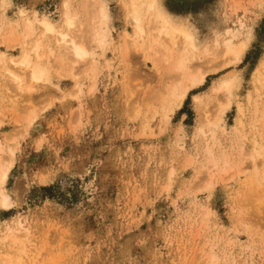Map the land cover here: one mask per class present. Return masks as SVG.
Here are the masks:
<instances>
[{
    "label": "rangeland",
    "instance_id": "374dc122",
    "mask_svg": "<svg viewBox=\"0 0 264 264\" xmlns=\"http://www.w3.org/2000/svg\"><path fill=\"white\" fill-rule=\"evenodd\" d=\"M0 3V52L15 58L26 19L63 25L62 0ZM71 3L73 31L93 55L76 62L45 34L48 76L28 79L31 92H12L0 62V159L13 160L0 264H264V0H157L197 39L190 67L207 72L179 108L167 92L182 88V74L133 47L127 0ZM101 4L105 45L93 41L88 14ZM33 28V39L43 34ZM228 28L247 42L229 65L211 60ZM231 78L224 107L215 87ZM10 228L26 239L11 242Z\"/></svg>",
    "mask_w": 264,
    "mask_h": 264
},
{
    "label": "bare ground",
    "instance_id": "6f19581e",
    "mask_svg": "<svg viewBox=\"0 0 264 264\" xmlns=\"http://www.w3.org/2000/svg\"><path fill=\"white\" fill-rule=\"evenodd\" d=\"M4 1L5 0H2V3H4ZM127 4L129 9V15L134 25V31H135L134 33L135 35L133 38V47L144 56H146V53L148 52L149 48L155 50L156 51L155 54H157L155 55L157 56L156 60L160 64V66L161 65L164 66V63H169L170 65V62L172 61L171 62L172 69L174 71L181 72L182 74L181 82L183 83L182 88L178 89L176 88L177 86L175 87L174 85L167 92V96L170 101V104L173 103L174 107L179 108L181 103L185 100L188 91L191 88L193 89L195 86L202 84L206 78L207 72L201 71L200 68L192 69L190 67V61L192 57H194L192 56V53H195L199 50V47L196 43L197 39H195L191 30H189L186 26H184L180 22H176L157 3V0H127ZM237 4L238 3L234 1L232 3V7L237 6ZM61 6H62V21L61 20L60 21L63 23V25L58 24V22H56V19H53L48 15L39 16L35 14L34 19H26L24 25L27 29L26 28L24 29H26L28 32L26 33V35L19 36L16 39L17 43L22 45L23 48V52L21 53L22 55L20 58H15L14 55L11 54L7 55L5 52H0V62L4 64V68L1 69L2 71L1 76L4 79L2 80L6 85L9 86V88H12V92L13 90L16 89L23 91L25 90V87L27 91L31 92L34 86L33 84H29L28 79H30V82L33 83L43 80L45 77L48 76V68L46 66L47 57L48 54L50 55L51 53H53V50H52V46L50 45L47 46V43L44 40L45 34L53 35L52 38L55 40L56 44L66 49L67 52L71 53L72 56L76 59V62L80 60H84L90 55H93V51L91 52L87 48V45L84 42V40L80 39L79 35H77L75 31H73L74 26H76L77 15L79 14L78 13L76 14L74 12L75 9L72 6L71 0H62ZM95 6L96 5H94L93 10L88 11L91 20V21L89 20V23H91L90 25H93L92 38L93 41L96 42L98 45L101 44L105 45L107 43L106 41L108 40L107 22L109 19V12L104 4H101L99 7L98 6L95 7ZM84 18L87 17L84 16ZM35 22L40 24L43 34H40L41 33L40 32L38 33L40 35L37 34V37L36 38L34 37L35 39H33V35L35 32L33 25ZM83 26H84L83 24H80V27L83 28ZM241 26H244V24L241 23ZM63 27H65V29ZM238 33L239 32H235V30L232 28L226 29V35H228L229 37L225 36L222 39L218 38L217 40L214 41L215 42L214 57L211 58V60H217V59L219 60V58L220 59L223 58V62L227 63V65H229V63L232 62L240 61L244 51L246 50L247 42L245 40H238L239 38ZM235 40H237V42H235ZM45 45L47 46L48 52L44 54ZM241 45L244 46V51L240 56L239 60H236L234 54L241 47ZM32 51L35 53V58L31 56ZM6 62L13 65L15 67V70L8 68L7 67L8 64L6 65ZM219 62L220 61H218V64ZM203 67L204 65H202V68ZM236 82L237 81L235 78L225 79L222 80L217 87H215V92L217 93L218 100H220V98L222 97L227 99L226 102H223L224 107H227V105H229L230 103L228 101V97L232 93V90L234 89ZM219 92L222 93L220 94ZM218 93L222 96H219ZM171 109L172 111L174 110V108ZM220 110H223V108L219 109V111ZM219 117H216V119L213 121L210 119V115L208 111H205L204 113V118L211 125L216 124L219 120ZM1 148L2 147L0 146V150ZM254 160H256V157H254ZM12 166H13V160H10L8 158L5 159L3 158V156L1 157L0 177H2V180H0V202L3 201V198L5 196H7L10 199L11 204H12V199L10 195L6 193L7 188L5 187V183L9 178V175L12 170ZM213 166H216V164H214ZM210 175L211 176L214 175L213 171H210ZM259 189L260 190H258V192L261 193V197H260V201H258L257 203L258 205L257 207H259V209H264V196L262 195L264 194V189L261 188ZM10 208H6V209L8 210ZM9 232L10 234L8 235V237L10 238L11 242L15 244L22 243L23 241L22 238L25 237L22 236V234L25 235V232L23 230L21 229L13 230L12 228H10Z\"/></svg>",
    "mask_w": 264,
    "mask_h": 264
},
{
    "label": "snow or ice",
    "instance_id": "6c2138e0",
    "mask_svg": "<svg viewBox=\"0 0 264 264\" xmlns=\"http://www.w3.org/2000/svg\"><path fill=\"white\" fill-rule=\"evenodd\" d=\"M21 14H23V12ZM250 39H252L251 34H250ZM243 51H244V46L241 45V47L234 54L236 60H239V58L242 55ZM0 180H2V177H0ZM10 207H12V204L10 202V199L7 196H5L3 198V201L0 202V208H10Z\"/></svg>",
    "mask_w": 264,
    "mask_h": 264
}]
</instances>
